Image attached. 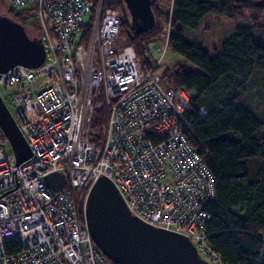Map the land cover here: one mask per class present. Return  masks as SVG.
Returning a JSON list of instances; mask_svg holds the SVG:
<instances>
[{
	"label": "built area",
	"instance_id": "built-area-1",
	"mask_svg": "<svg viewBox=\"0 0 264 264\" xmlns=\"http://www.w3.org/2000/svg\"><path fill=\"white\" fill-rule=\"evenodd\" d=\"M9 3L38 23L45 58L0 73V86L18 89L5 105L31 151L17 163L0 138V264H116L94 244L78 209L101 176L132 215L187 236L207 262L226 264L206 239L214 176L189 140L194 91L173 87L158 70L168 30L154 46L158 59L143 68L131 45H117L120 12L102 0ZM39 76L43 87H28ZM98 108L105 124L96 142L90 125ZM55 172L64 175L58 190L45 182Z\"/></svg>",
	"mask_w": 264,
	"mask_h": 264
},
{
	"label": "trees",
	"instance_id": "trees-1",
	"mask_svg": "<svg viewBox=\"0 0 264 264\" xmlns=\"http://www.w3.org/2000/svg\"><path fill=\"white\" fill-rule=\"evenodd\" d=\"M168 2L167 8L158 0L152 2L155 24L139 34L131 30L122 0H102V6L119 10V35L124 44L134 48L143 68L152 67L148 44L158 38L160 17L168 23V47L195 65L174 63L163 69V74L173 87L194 91L189 140L214 176V198L204 204L210 214L205 223L207 242L226 264H264V0ZM210 12L230 18L246 12L249 20L247 25H236L212 55L183 36V28H197ZM8 16L25 29L27 24H36L38 34L27 33L40 37L39 25L28 11L10 6ZM89 25L88 21L82 39L87 38ZM254 89L260 97L255 100L248 96ZM257 100L259 110L253 107L256 114L249 105ZM199 108L205 110L204 115L197 113ZM104 124L105 109H95L90 125L92 140L99 142ZM0 138L5 141L1 131ZM64 189L69 188L65 185ZM78 209L82 218L81 201Z\"/></svg>",
	"mask_w": 264,
	"mask_h": 264
},
{
	"label": "water",
	"instance_id": "water-1",
	"mask_svg": "<svg viewBox=\"0 0 264 264\" xmlns=\"http://www.w3.org/2000/svg\"><path fill=\"white\" fill-rule=\"evenodd\" d=\"M129 14V26L136 34L155 24L151 8L154 0H122ZM45 58L41 39L29 36L25 27L0 14V73L16 64L34 68ZM0 131L22 162L31 155L23 135L0 96ZM62 173L45 179L58 190ZM83 214L87 229L98 249L116 264H212L202 259L191 240L173 230L154 227L132 215L113 181L101 176L93 182L84 199Z\"/></svg>",
	"mask_w": 264,
	"mask_h": 264
},
{
	"label": "rangeland",
	"instance_id": "rangeland-1",
	"mask_svg": "<svg viewBox=\"0 0 264 264\" xmlns=\"http://www.w3.org/2000/svg\"><path fill=\"white\" fill-rule=\"evenodd\" d=\"M158 3L162 5L164 8H167L169 2L168 0H158ZM9 7H10L9 0H0V13L3 12L5 15L8 16ZM18 9L19 8H17V10ZM158 23L160 27L158 38L155 41H152L148 44V57L151 63H154L160 55V53L154 49V46L162 44L164 42L168 30V23L164 17H160ZM240 24L241 25L249 24V20L246 12L243 16L237 18H230L225 15L210 12L207 13L205 16H203L197 28L195 29H191L187 27L183 28V36L191 41L197 42L202 47H204L210 55H212L218 51L221 41L232 33L236 25H240ZM26 29L31 35L38 34V27L34 23L27 24ZM123 44H124L123 36L119 35L117 37V45H123ZM174 63L186 64L191 68H195V65L192 62L187 60L184 56L177 53L170 47H167L166 51L164 52L160 60L158 70H163L167 67H171ZM43 79L44 76H39L38 78L33 80V82L28 84V87H32V89H34L35 91L40 90L43 87V81H42ZM17 90L18 89L16 87L3 88L2 86H0V96L1 98H3L4 103L7 106H9V108H10L11 96L13 92H16ZM248 96L249 98L252 97V99L254 100L260 98L259 94H257L256 89L249 90ZM258 103L259 100L252 101L249 107L253 111L255 110L253 107L259 110V108L256 107V104ZM254 113L256 112L254 111ZM223 135L230 136L229 133H223ZM232 137H237V135L232 134ZM80 201L82 203V208H83L84 197H82L80 200L78 199L77 201L78 205Z\"/></svg>",
	"mask_w": 264,
	"mask_h": 264
}]
</instances>
